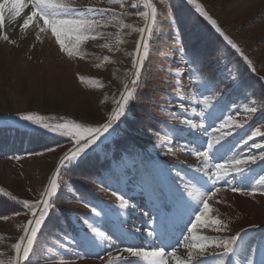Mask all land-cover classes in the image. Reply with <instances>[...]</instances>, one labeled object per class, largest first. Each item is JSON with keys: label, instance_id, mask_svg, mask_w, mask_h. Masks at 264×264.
Masks as SVG:
<instances>
[{"label": "rangeland", "instance_id": "374dc122", "mask_svg": "<svg viewBox=\"0 0 264 264\" xmlns=\"http://www.w3.org/2000/svg\"><path fill=\"white\" fill-rule=\"evenodd\" d=\"M171 1L152 0L158 10L157 24L153 27V36L149 40V57L145 61L141 76L142 84L138 90L140 96L145 98L144 104L151 118L149 117L148 124L143 126L140 132L133 133V138L138 142L136 144L140 146L107 148L109 143L121 136L124 125L122 121L125 119L122 118L116 126L117 131L108 140L102 137L103 143L98 142L99 146H94L95 151L91 153L90 159L77 172L69 173L65 177L67 183L77 190V195L82 194L93 201L98 199L108 204H116V197L111 193L119 188L126 198L131 196L141 205L143 213H150L152 197L148 190L142 191L139 187L141 177L146 170L156 173L171 167L174 172L183 170L189 176L197 175L194 169L200 161L182 147L196 143V137L185 132L183 138L171 139L164 147L156 148L153 145L164 144L165 133H171L173 126H180L179 121L186 115H191V105L187 102V97L191 95L195 85L187 78L185 68L181 83L184 85L182 90L185 97L184 107L188 109V112L184 113L180 108L181 100L175 94L177 77L174 70L177 67H184L179 49L188 47L189 40L183 39V32L187 37L194 36L197 39L202 37V39H194L199 52H201L200 49H204L207 42L212 44L213 40L207 39L203 33L197 31L200 22L203 21L220 38L222 44L212 54L207 55L209 64L207 62L205 66L203 64L207 75L218 81H228L230 75L239 77L241 86L229 87L227 91L226 102L232 105L228 109V114L243 123L247 119L244 109L251 106V100L264 97V88L261 83L253 79L250 81L248 77L247 68L251 71L250 68L246 64L245 67L239 65L236 57L229 55L228 50L234 52L235 50L227 46L226 41H223L210 22L196 11V4L203 5L221 29L253 61V66L257 70L255 74L261 78L264 77V12L256 13L258 11L254 1L195 0L194 4H189L188 0H174V2L182 1L192 13L191 15L184 10L178 11ZM134 3L138 7L133 8ZM75 4L77 7L113 9L117 13H122L116 18H99L101 23L106 25L98 29L103 33V38L82 41L80 44L82 56L67 57L59 50V45L50 35L45 37L51 39L50 41L60 52V56L56 58L44 53L36 56L32 54V51L21 53L20 44L17 46L0 38V189H3L0 191V207L2 208L0 213L5 212L0 216L9 217L8 220L0 219V262L2 264H14L15 251L12 245L18 242L19 236L23 234L24 225L31 218L27 210L13 201L11 196L17 197L18 200L39 199L40 192L46 187L58 157L62 155L65 148L71 146L66 137L18 128L12 122L15 115L20 112L35 111L41 115L75 119L77 122L86 124L102 123L115 107L111 103L112 97L118 98L134 70L136 44L141 35L137 29L145 27L144 19L138 15L139 11L147 10L143 7V0H123L122 5L111 4L109 0H75ZM260 10L263 11L261 8ZM192 15L194 18L190 20ZM179 21L183 31L179 27ZM1 32L2 29L0 34ZM105 43L110 47H101ZM97 65L101 66L97 67ZM81 76L84 77L83 82L80 80ZM260 78L258 79L264 85V80ZM101 84L103 87L100 86ZM73 88L77 93L79 90V94L82 93L84 96L82 107L75 106L76 101L70 91ZM105 95L109 97V102L102 103ZM137 102L130 106V114L127 116H137L135 110V108L138 109ZM133 109L135 115H133ZM197 110L199 111V108ZM192 119L199 122L196 117ZM256 127L264 132V117H261L259 113L247 119L243 128L233 127L232 135L222 143L235 145L236 153L242 156L259 155L261 148L253 145L264 146V136L249 139ZM149 129L153 131L150 132ZM156 129L160 130L159 137L154 134ZM57 144L59 147L55 153L48 152V147ZM169 147L171 153L168 152ZM85 165L90 172L86 171ZM189 165L192 166L191 169L188 168ZM249 167L253 169L249 177L243 181L237 177L232 184L249 192L254 187L257 189L255 195L233 192L229 185L221 182L218 185L221 191L209 202L213 207L212 215L228 223L230 231L217 233L210 227H201L198 229V234L208 237L228 236L241 229H248L250 237L256 240L264 239V196L260 195V192L264 191V185L257 182L259 176L264 175V162L258 161L256 165ZM94 169H100L99 176L94 173ZM87 175L96 180L102 179L106 181V184L91 182L87 179ZM77 180L81 182L80 188L76 186ZM247 181L249 185H244ZM107 184L112 186L111 190L107 188ZM5 192L9 195L6 196ZM85 192H89L88 195ZM6 206L7 211L4 210ZM54 211L53 223L47 228L42 227V235L38 234V242L34 248L36 254L30 257L31 264H62V262L63 264H105L107 257L104 247H87L73 240L64 239L65 235H68L79 240L83 225L78 222L77 217L83 218L90 215V209L78 203L71 192L65 191ZM14 213H20V215L17 216ZM131 220L132 224L129 227L139 226L142 230L156 227L150 221L149 215H143L141 212H137ZM253 224L261 225V227L251 228ZM168 227L171 243H175L182 232L187 235L184 222H172ZM177 254L183 258L185 251L181 248ZM243 255L246 256L247 253ZM101 256L104 259H100ZM235 259L236 257H233L228 260L227 264H234ZM257 259H259L258 256Z\"/></svg>", "mask_w": 264, "mask_h": 264}, {"label": "snow or ice", "instance_id": "6c2138e0", "mask_svg": "<svg viewBox=\"0 0 264 264\" xmlns=\"http://www.w3.org/2000/svg\"><path fill=\"white\" fill-rule=\"evenodd\" d=\"M109 3L122 5L123 0H109ZM188 3L194 4L195 0H188ZM132 7L136 8L138 5L134 3ZM143 7L147 10L139 11L138 15L144 19L145 27L137 29L141 35L136 44L134 70L118 98L112 97L111 103L115 107L107 114L104 122L92 125L65 117L41 115L35 111L20 112L15 115L12 122L18 128L66 137L71 146L65 148L58 157L46 187L40 192L39 199L18 200L17 197L11 196V199L22 205L31 217L24 225L23 234L19 236L18 242L12 245L15 251L14 264H25V262L31 264L30 257L36 254L34 248L38 242V234L42 235V227L47 228L53 223L54 210L65 191L71 192L78 203L90 209V215L77 217L78 222L83 225L79 240L68 235H65L64 239L73 240L87 247H104L107 257L105 264H227V261L233 257H236L234 264H264V239L256 240L250 237L248 229H241L228 236L208 237L198 234V229L201 227H210L217 233L230 231L228 223L212 215L213 207L209 203L221 191L218 186L221 182L229 185L233 192L256 194V188L253 187L250 192L245 191L244 188L233 185L232 181L237 177L241 181L247 179L253 171L249 166L256 165L258 161L264 162V146L253 145L261 148L259 155L242 156L236 153L235 145L225 144L222 141L232 135L233 127L243 128L247 119H251L255 114L259 113L264 117V97L251 100V106L244 109L247 119L243 123L238 122L233 115L228 114V109L232 105L226 102V97L229 87L241 86L239 77L230 75L228 81H218L209 77L203 67V60L194 48L191 54L185 47L179 49L184 67H177L174 70L177 77L175 94L181 100L180 108L184 113L188 112L184 107L185 97L182 91L184 85L181 83L185 68L187 78L195 85L191 95L187 97V102L191 105V115L181 119L180 126H173L171 133H165L164 144L153 146L164 147L171 139L183 138L185 132L193 135L196 137V143L182 147L200 161L194 169L197 175L189 176L183 170L174 172L171 167L156 173L146 170L141 177L139 187L142 191L148 190L152 197L151 214L143 213L141 205L131 196L126 198L119 188L111 193L116 197L117 203L108 204L105 201L98 199L93 201L77 195V190L65 180L69 173L80 169L90 159L91 153L95 151L94 146L98 147V142L103 143L102 137L108 140L117 131L118 123L130 114V106L142 99L138 90L142 84L141 76L145 61L149 57V40L153 36V27L157 24L158 11L152 0H143ZM196 11L210 22L223 41H226V45L239 53L250 70L255 73L257 70L253 66V61L221 29L203 5L196 4ZM6 14L11 21L21 18L22 23L19 25L21 32L31 29L37 41H42L44 36L50 35L59 45V50L69 58L83 55L80 51L82 41L103 38V33L98 29L106 25L102 24L99 18H116L122 15L113 9L77 7L75 0H0V29L5 27ZM70 35L71 39H69ZM0 38L16 44V40L10 39L6 32ZM194 39V36L189 37L190 46ZM181 44H184L183 39ZM101 47L109 48L110 45L105 43ZM261 79L264 80V77ZM80 80L83 82L84 77L81 76ZM100 86L103 87L102 84ZM101 102H109V97L105 95ZM192 117H196L199 122ZM149 131L153 130L149 129ZM154 134L159 137L160 130L156 129ZM255 136H264V132L256 127L249 139ZM57 147L59 144L48 147L47 150L55 153ZM168 152L171 153L170 147ZM38 154L43 155V153ZM188 168L191 169L192 166L189 165ZM87 179L106 184L102 179L96 180L91 177ZM257 182L264 185V175H260ZM107 188L111 190L112 186L107 184ZM4 194L9 195L6 192ZM260 195L264 196V191H261ZM137 212L149 215L150 221L156 227L143 230L139 226L129 227L132 224L131 217ZM14 215L18 216L20 213ZM0 219L8 220L9 217L0 216ZM176 221L185 223L187 235L182 232L175 243H171L168 226ZM250 227L258 228L261 225L253 224ZM181 248L185 251L183 258L177 254ZM245 253L246 256L243 255ZM99 258L104 259L103 256Z\"/></svg>", "mask_w": 264, "mask_h": 264}, {"label": "trees", "instance_id": "16d2710c", "mask_svg": "<svg viewBox=\"0 0 264 264\" xmlns=\"http://www.w3.org/2000/svg\"><path fill=\"white\" fill-rule=\"evenodd\" d=\"M171 2H173L174 3V5H175V8H178V11L179 10H184L187 14H189V15H191L192 13L190 12V10H188L186 7H185V4L182 2V1H179V2H174V0H172ZM175 3H177V4H175ZM194 17H193V15L189 18L190 20H192ZM185 22V21H184ZM179 27H180V29L182 30V24H181V21H179ZM183 31V30H182ZM197 31H199L200 33H203V35H205L206 37H207V39H211V40H213V42H211L212 44H209L208 42L205 44V46H204V49L202 50V49H200V51L201 52H199V50L198 49H196V47H197V43H196V41L195 40H198V39H202V37H199L198 39L197 38H195V40H194V42H192V44H191V46L190 45H188V47H186V49H188V51H189V54H191V51H192V48H194L195 49V51L197 52V53H200V54H198L199 56H200V58L203 60V62H204V66L206 65V62H207V64H209V59H207V55L208 54H212V52H214L216 49H217V47H221L222 46V44H221V40H220V38L219 37H217L212 31H211V29L202 21V22H200L199 23V27H198V29H197ZM185 32H183V39H187V40H189V37H187V35H185L184 34ZM191 33H193L192 31H191ZM194 34V33H193ZM216 37V38H215ZM207 39H205V40H207ZM199 42V41H198ZM228 53H229V55L230 56H235L236 57V59H237V62H238V64L240 65H242L243 67H245V63L240 59V57L237 55V53L236 52H234L233 50L232 51H230V50H228L227 51ZM206 58H205V57ZM211 57H213V55H211ZM203 66V67H204ZM205 69H206V67H204ZM247 73L249 74V78H250V81H251V79H253V80H255L257 83H261V85H262V87L264 88V85H263V83L262 82H260V80L256 77V76H254L252 73H251V71H249V69L247 68ZM252 75H251V74ZM213 74V73H212ZM254 82V81H253ZM144 99L145 98H142V100L141 101H138L137 102V104H136V106L138 107V109H136L135 108V110H136V114H137V116L135 117V116H132V117H129V116H127V118H125L123 121H122V123H124V125H123V129H122V134H121V136L119 137V139H117V140H113V142L112 143H109V146L107 147V148H109V147H112V148H114V149H121V148H127V147H136V146H140V145H137L138 144V142L133 138V133L134 132H140V129L143 127V126H145V125H147L148 124V122H149V117H150V113H149V111H147V109H146V107H145V104H144ZM133 115H135V113H134V109H133ZM151 118V117H150ZM137 143V144H136ZM85 169H86V171H88V172H90V170L87 168V166L85 165ZM75 172H77V170L75 171ZM87 172V173H88ZM94 173L96 174V175H98L99 176V173H100V169H94ZM87 177H88V175H87ZM76 186H77V188H80V186H81V182H79L78 180L76 181ZM86 193V195H88V193L89 192H85ZM82 195V194H81ZM1 199V198H0ZM3 200H4V198H3ZM14 206H15V204H14ZM9 207H10V210H12L13 208L11 207V205L9 204ZM7 206H6V208L4 209V210H6L7 211ZM0 212H2V208L0 207ZM3 213H5V212H3ZM3 213H0V215L1 214H3Z\"/></svg>", "mask_w": 264, "mask_h": 264}, {"label": "bare ground", "instance_id": "6f19581e", "mask_svg": "<svg viewBox=\"0 0 264 264\" xmlns=\"http://www.w3.org/2000/svg\"><path fill=\"white\" fill-rule=\"evenodd\" d=\"M253 1L256 4L255 5L256 11H258L256 13L257 14L258 13L260 14L261 12L263 13L264 12V0H253ZM260 8L263 11H261ZM259 10H260V12H259ZM21 23H22V19L21 18H17L16 21H11L10 19L7 18V14H6L5 27L2 29V32H1L2 35L6 32L9 35L10 39L16 40L17 46H18V44H20V46H22L21 53L22 52H30V51H32L33 52L32 54L36 55V56H37V54H42V53H44L46 55L48 54V55H50V56H52L54 58L60 56V52L58 51L57 47L53 44V42L50 41L51 39L49 40L48 38H46L44 36L42 38V41H37L36 38H35L34 33L31 31V29L27 30L26 32H21L20 27H19V25ZM1 34H0V36H1ZM48 78H47V80L50 81V79H48ZM69 80H70V78H69ZM49 81H47V82H49ZM47 84H49V83H47ZM68 87L69 86L67 85V88ZM75 88L77 89V87H75ZM70 91L72 92L71 96L73 98H75V101H76L75 102V106L76 107L77 106L78 107H82V104L84 103L83 94L81 92H80L81 94H79V90H78V93H77V91H75L74 88L72 90H70ZM66 93H68V92H66ZM244 185H249V182L247 181V183H244Z\"/></svg>", "mask_w": 264, "mask_h": 264}]
</instances>
